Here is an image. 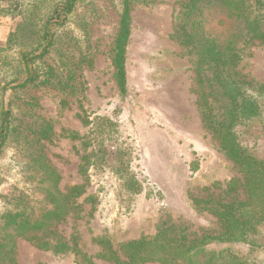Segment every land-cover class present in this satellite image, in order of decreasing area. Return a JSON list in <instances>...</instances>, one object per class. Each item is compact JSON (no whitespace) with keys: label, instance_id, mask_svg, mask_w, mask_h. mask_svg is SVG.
<instances>
[{"label":"rangeland","instance_id":"374dc122","mask_svg":"<svg viewBox=\"0 0 264 264\" xmlns=\"http://www.w3.org/2000/svg\"><path fill=\"white\" fill-rule=\"evenodd\" d=\"M113 1L78 0L66 27L58 30L46 61L63 74L74 72L71 92L30 87L10 96L18 119L33 126L41 121L52 126L50 139L37 141L23 128L8 139L0 153V218L8 210L24 207V201L36 210L42 205L38 181L43 173L34 160L40 153L59 174L61 190L84 185L85 192L75 199L74 209L54 229L66 240L77 233L80 249L96 264H110L100 257L96 237H106L117 248L122 242L153 235L164 221L182 224L194 235L217 234L221 231L217 219L197 207L193 199H222L223 192L237 200L245 198L241 173L202 120L195 59L177 34L187 0L132 3L124 95L115 84L111 64L119 20ZM246 1L264 17V0ZM212 10L205 8L201 20V31L211 38L220 30ZM13 25L10 17L0 19V43ZM236 70L247 81L246 93L260 107L257 116L236 127V134L247 152L264 161V41L253 40L242 47ZM63 98L66 106L60 103ZM25 101H35L37 107L27 112ZM80 106L90 117L116 113L120 140L134 149L133 168L146 177L145 190L130 201H122L120 181L111 171L81 173L88 127L82 123ZM70 133H76L78 139L67 137ZM254 238L260 247H232L242 256L263 260L264 224ZM14 256L16 264H75L73 253L41 249L22 237L16 239Z\"/></svg>","mask_w":264,"mask_h":264},{"label":"trees","instance_id":"16d2710c","mask_svg":"<svg viewBox=\"0 0 264 264\" xmlns=\"http://www.w3.org/2000/svg\"><path fill=\"white\" fill-rule=\"evenodd\" d=\"M135 1L140 0L113 1L119 20L111 64L121 95L127 89L126 46L130 36V10ZM77 3L78 0H0V19L14 20L5 42L0 43V153L8 139L20 134L23 128L24 132L34 134L37 141L49 140L52 136L48 122L33 126L18 119L10 96H17L30 87L58 89L63 94L72 91L74 72L67 70L63 74L46 58L58 38V30L66 27ZM205 8L213 9L214 22L220 29L212 38L201 31ZM177 34L195 59L203 123L241 173L245 198L237 200L231 193L223 192L222 199H193L197 207L217 219L221 227L217 234L194 235L182 224L164 221L153 235L122 242L117 248L106 237H96L94 241L101 248L99 255L110 264H264V259L247 258L232 247L235 244H246L250 250L260 247L254 235L264 224V161L247 152L236 134L239 124L260 112L257 100L246 93L247 81L241 78L236 67L246 43L264 41V17L246 0H187L182 6ZM88 63L91 64L90 59ZM60 103L68 104L65 98ZM25 105L27 112L37 107L35 101H25ZM80 109L82 123L88 127L80 157L81 173L86 174L88 169L93 174L111 171L120 181L118 194L122 201H130L145 190L146 177L133 168L134 149L120 140L122 134L116 113L90 117L83 106ZM66 136L78 139L76 133ZM34 160L43 173L39 174L38 181L42 205L36 210L24 201V207L1 215L0 264H16L14 254L19 237L57 254L71 252L75 264H96L80 249L77 233L66 240L54 229L74 209L75 199L85 192L84 185H70L61 190L60 176L45 162L43 154ZM196 169L194 165L190 170L194 173Z\"/></svg>","mask_w":264,"mask_h":264}]
</instances>
